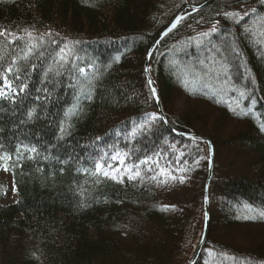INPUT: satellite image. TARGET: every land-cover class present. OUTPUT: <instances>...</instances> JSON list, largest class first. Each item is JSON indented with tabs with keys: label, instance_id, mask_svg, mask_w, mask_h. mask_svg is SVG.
Wrapping results in <instances>:
<instances>
[{
	"label": "trees",
	"instance_id": "1",
	"mask_svg": "<svg viewBox=\"0 0 264 264\" xmlns=\"http://www.w3.org/2000/svg\"><path fill=\"white\" fill-rule=\"evenodd\" d=\"M204 1L0 0V166L17 189L0 264H188L209 151L187 133L214 153L194 264H264V0L184 11L148 62L163 115L144 72Z\"/></svg>",
	"mask_w": 264,
	"mask_h": 264
},
{
	"label": "water",
	"instance_id": "2",
	"mask_svg": "<svg viewBox=\"0 0 264 264\" xmlns=\"http://www.w3.org/2000/svg\"><path fill=\"white\" fill-rule=\"evenodd\" d=\"M216 0H206L204 2H202L201 4L199 5H185L183 8H181V10L170 20V22L157 34V36L154 38V40L152 41L150 47H149V50L147 52V55H146V58H145V64H144V72L148 78L149 81L150 80V77H149V74H148V71H145V69L148 67V62H149V53L153 52L154 48L156 47V45L158 44V42L170 31L172 30L174 27H172V25L175 23V26L176 24L178 23L177 21V17H183L184 15H186L187 13L184 12L185 10H189V12H195V11H198L199 9L205 7L206 5L214 2ZM195 9V10H193ZM188 12V13H189ZM151 86H152V89H155V96H154V99L156 101V104L158 105V108H159V112L161 113V115H163V111H162V108H161V102H160V98H159V95H158V92L156 90V88L154 87V85L152 84L151 82ZM187 136H190V137H193V138H196V139H200V140H203V141H206L207 144H208V151H209V158H208V167H207V177H206V182H205V187H204V194H203V204H204V222H203V229H202V233H201V236H200V239H199V242H198V245L196 247V249L194 250L188 264H194V262L196 261V259L198 258L204 244H205V240H206V235H207V231H208V225H209V209H208V196H207V188H208V183L212 177V174H213V164H214V153H213V146H212V143L211 141L206 138V137H202V136H199V135H196V134H187Z\"/></svg>",
	"mask_w": 264,
	"mask_h": 264
},
{
	"label": "rangeland",
	"instance_id": "3",
	"mask_svg": "<svg viewBox=\"0 0 264 264\" xmlns=\"http://www.w3.org/2000/svg\"><path fill=\"white\" fill-rule=\"evenodd\" d=\"M173 68L175 69L173 74L176 75L177 70L179 69V65L175 64ZM177 105L181 106V103L178 102ZM0 184L4 186V191H3V195L0 199V202L2 204H11V203L15 202L17 199V189H16V186L14 184V180H13V176H12L11 171L9 169H7L5 166H0ZM202 229H203V227H202ZM119 237L122 241H126V242H129L130 239H132V238L127 237V236H119Z\"/></svg>",
	"mask_w": 264,
	"mask_h": 264
},
{
	"label": "snow or ice",
	"instance_id": "4",
	"mask_svg": "<svg viewBox=\"0 0 264 264\" xmlns=\"http://www.w3.org/2000/svg\"><path fill=\"white\" fill-rule=\"evenodd\" d=\"M193 10H195V9H193ZM227 15V14H226ZM177 19V21H179L180 19H182L181 17H177L176 18ZM241 19H242V17H241ZM172 27H175V23L172 25ZM212 31L213 32H215L216 31V28L215 27H213L212 28ZM5 33H3V32H0V35H4ZM29 36H31V34L29 33ZM17 39H19V37H17ZM53 43H55V41H53ZM65 52V49H61V53L63 54ZM149 56H151V52L149 53ZM15 62V61H14ZM148 69L146 68L145 69V71H147ZM6 71H8V72H11L12 71V69L11 68H8ZM79 71L81 72V73H84L85 71H86V69L85 68H80L79 69ZM149 83H151V81H149ZM20 91H23V89H20ZM153 96H155V89H153ZM32 114H31V112L29 113V116H31ZM159 117H157V116H155V115H153V119H158ZM63 130V129H62ZM33 151H34V149H33ZM116 158H118V157H116ZM148 161L147 160H145L144 161V163H147ZM103 167H104V165H103V158L101 159V161L100 162H97L96 163V171H97V173H99V172H101V170L103 169ZM105 176H108L109 175V173L108 172H104L103 173ZM136 175H139V173L137 172L136 173ZM113 178H115V177H113ZM134 177H132V176H129V179H133ZM173 179H175V177H173ZM180 179H181V181L183 180V177H180ZM122 182V181H121Z\"/></svg>",
	"mask_w": 264,
	"mask_h": 264
}]
</instances>
